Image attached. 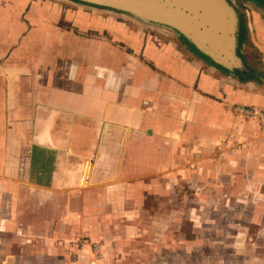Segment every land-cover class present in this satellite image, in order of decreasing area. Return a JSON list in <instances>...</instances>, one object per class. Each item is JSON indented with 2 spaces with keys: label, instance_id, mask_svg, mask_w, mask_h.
<instances>
[{
  "label": "crops",
  "instance_id": "crops-1",
  "mask_svg": "<svg viewBox=\"0 0 264 264\" xmlns=\"http://www.w3.org/2000/svg\"><path fill=\"white\" fill-rule=\"evenodd\" d=\"M249 28L255 76L247 81L185 42L109 15L54 0H0V234L14 231L23 211L60 214L86 229L102 227L101 212L135 219L147 193L203 210L240 209L226 217L239 225L258 220L264 131L231 111L264 110L260 15ZM89 180L105 188L107 203L94 191L72 201L71 187ZM33 193L55 200L40 203ZM161 220L147 224L163 236Z\"/></svg>",
  "mask_w": 264,
  "mask_h": 264
},
{
  "label": "rangeland",
  "instance_id": "rangeland-1",
  "mask_svg": "<svg viewBox=\"0 0 264 264\" xmlns=\"http://www.w3.org/2000/svg\"><path fill=\"white\" fill-rule=\"evenodd\" d=\"M65 4L68 9H80ZM234 4L242 17V58L249 66L247 48L250 23L254 13L260 15L264 23V8L242 0H234ZM122 21L138 26L130 21ZM87 169L89 171V166ZM89 181L91 185L85 188L71 187L72 201L84 192L94 191L91 196L96 201L107 203L109 194L105 188ZM260 189L262 192L256 194L255 203H264V185ZM30 196V199H39L40 203L55 200L53 195L44 193ZM157 196L155 193L141 195L145 203L142 206L146 210L140 213L141 216L136 212L135 219L133 215L127 217L120 210L110 211L111 215L99 213L102 227L97 229L78 226L80 222L76 224L69 218L67 221L59 220L63 219L60 214L56 216L51 212L44 214L38 211L30 216L23 211L24 218L18 221L15 230L0 234V264H264V211L258 220H253L254 223L239 225L226 217L240 209L225 208L221 204L219 209L203 210L202 205L196 208L199 204L185 202L178 195L173 199L168 195L166 202ZM63 199L65 206H70L68 196ZM197 202L201 203L200 199ZM215 202L216 206L221 203L217 197ZM104 205L100 204L99 207ZM71 207L78 216L76 205L72 203ZM83 218L78 219L88 222L91 216ZM155 218H161L160 223H165V235L160 236L162 227L147 224ZM245 219L248 221L249 217L245 216Z\"/></svg>",
  "mask_w": 264,
  "mask_h": 264
},
{
  "label": "water",
  "instance_id": "water-1",
  "mask_svg": "<svg viewBox=\"0 0 264 264\" xmlns=\"http://www.w3.org/2000/svg\"><path fill=\"white\" fill-rule=\"evenodd\" d=\"M54 1L130 21L175 39H184L189 48L194 47L229 75L242 79L244 75L253 76L242 58V17L234 0Z\"/></svg>",
  "mask_w": 264,
  "mask_h": 264
},
{
  "label": "built area",
  "instance_id": "built-area-1",
  "mask_svg": "<svg viewBox=\"0 0 264 264\" xmlns=\"http://www.w3.org/2000/svg\"><path fill=\"white\" fill-rule=\"evenodd\" d=\"M231 111L245 120L256 123L264 131V110L254 107L235 106Z\"/></svg>",
  "mask_w": 264,
  "mask_h": 264
},
{
  "label": "trees",
  "instance_id": "trees-1",
  "mask_svg": "<svg viewBox=\"0 0 264 264\" xmlns=\"http://www.w3.org/2000/svg\"><path fill=\"white\" fill-rule=\"evenodd\" d=\"M259 2V4H261L263 7H264V0H256ZM180 41H183L185 42L184 39L180 40ZM191 50L195 52V54H197L198 56H200L201 58H204L206 59L208 62L212 63L213 65H215L212 61H210L209 59H207L205 56H203L202 54H200L194 47H191ZM217 66V65H215ZM218 68H220L225 74H228V71H226L225 69L217 66ZM247 76H243V79H245Z\"/></svg>",
  "mask_w": 264,
  "mask_h": 264
},
{
  "label": "flooded vegetation",
  "instance_id": "flooded-vegetation-1",
  "mask_svg": "<svg viewBox=\"0 0 264 264\" xmlns=\"http://www.w3.org/2000/svg\"><path fill=\"white\" fill-rule=\"evenodd\" d=\"M243 2H254L255 4H257L258 6H260V7H262V8H264L261 4H259V2L258 1H256V0H242ZM177 40H182V39H177ZM180 42H182L183 43V41H180ZM191 48V47H190Z\"/></svg>",
  "mask_w": 264,
  "mask_h": 264
}]
</instances>
